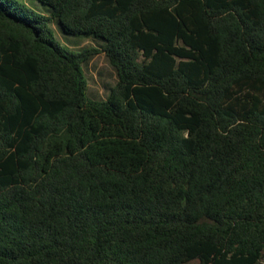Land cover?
Listing matches in <instances>:
<instances>
[{
	"label": "trees",
	"instance_id": "trees-1",
	"mask_svg": "<svg viewBox=\"0 0 264 264\" xmlns=\"http://www.w3.org/2000/svg\"><path fill=\"white\" fill-rule=\"evenodd\" d=\"M0 264H264V0H0Z\"/></svg>",
	"mask_w": 264,
	"mask_h": 264
},
{
	"label": "rangeland",
	"instance_id": "rangeland-1",
	"mask_svg": "<svg viewBox=\"0 0 264 264\" xmlns=\"http://www.w3.org/2000/svg\"><path fill=\"white\" fill-rule=\"evenodd\" d=\"M27 2L29 5H33L30 1ZM51 27L54 30L56 39L63 46H67L72 50H81L91 46H97L93 40H89L86 36H66V38L59 30L58 25L54 24ZM85 72L89 81L88 95L93 99H106L110 94L111 88L118 82L117 71L110 64L105 54L94 57L85 66Z\"/></svg>",
	"mask_w": 264,
	"mask_h": 264
}]
</instances>
